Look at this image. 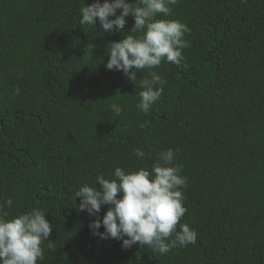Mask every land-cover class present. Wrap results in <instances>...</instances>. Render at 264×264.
I'll list each match as a JSON object with an SVG mask.
<instances>
[{"label": "trees", "instance_id": "obj_1", "mask_svg": "<svg viewBox=\"0 0 264 264\" xmlns=\"http://www.w3.org/2000/svg\"><path fill=\"white\" fill-rule=\"evenodd\" d=\"M85 2L0 0V204L13 200L9 218L46 213L53 247L44 242L38 264H264V0L172 6L167 18L188 26L190 46L181 67L154 69L167 83L147 115L140 87L105 67L121 33L81 25ZM169 148L187 177L181 223L196 244L161 255L94 236L78 188L115 167L150 169Z\"/></svg>", "mask_w": 264, "mask_h": 264}, {"label": "clouds", "instance_id": "obj_2", "mask_svg": "<svg viewBox=\"0 0 264 264\" xmlns=\"http://www.w3.org/2000/svg\"><path fill=\"white\" fill-rule=\"evenodd\" d=\"M178 3L179 0H93L79 9L81 25L94 26L98 21L104 32L121 33L122 39L107 45L105 67L121 71L140 87L136 107L145 115L159 101L167 83L154 69L162 62L181 67L183 50L190 46L185 38L190 33L188 26L167 18ZM129 16L128 22L134 24L130 31H124ZM145 69L149 70L148 77L138 79L137 73ZM15 91L20 94L19 88ZM108 107L117 117L123 111L118 103ZM177 151L169 148L158 152L150 169L115 167L110 178L96 176L98 187L87 183L80 186L74 196L80 198L78 210L94 217L89 223L92 234L102 240L121 241L125 250L138 243L161 255L177 246L195 245L197 232L181 223L187 212L182 191L187 177L182 175L183 166L175 163ZM133 155L143 159L146 153L137 147ZM12 205L11 198L0 204V264H38L44 260V242L53 247L49 240L53 226L38 208L9 218L5 206ZM103 205L109 207L101 219ZM101 227L103 232L99 231Z\"/></svg>", "mask_w": 264, "mask_h": 264}]
</instances>
